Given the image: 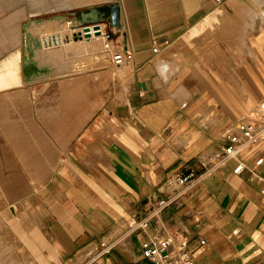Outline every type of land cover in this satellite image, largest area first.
<instances>
[{
    "label": "crops",
    "instance_id": "crops-1",
    "mask_svg": "<svg viewBox=\"0 0 264 264\" xmlns=\"http://www.w3.org/2000/svg\"><path fill=\"white\" fill-rule=\"evenodd\" d=\"M116 3L111 42L132 54L123 105L99 114L93 95L35 98L31 85L52 80L51 93L61 74L94 70L46 64L42 50V64L27 62L28 28L24 64H0V262L154 264L141 245L162 234L194 264H264V140L189 188L173 181L201 173L199 158L264 110V0ZM176 193L178 206L135 226Z\"/></svg>",
    "mask_w": 264,
    "mask_h": 264
},
{
    "label": "rangeland",
    "instance_id": "rangeland-1",
    "mask_svg": "<svg viewBox=\"0 0 264 264\" xmlns=\"http://www.w3.org/2000/svg\"><path fill=\"white\" fill-rule=\"evenodd\" d=\"M116 2L117 0L109 5L107 4L102 7L95 6L77 10L68 9V4H56V6H59V9L70 10L67 12H62L65 15V18L59 21L56 18H49V15H45L47 12H49L48 10L54 8L52 7L54 3L50 4L47 0H36L31 5L27 0H0V64H24L23 57L21 56V52L24 53L22 33L23 29L30 26L31 21L32 23L31 27L29 28V32L34 36H37L39 39H42L41 36H44L43 38H45L46 36H51L53 34L59 36L63 35L64 39L67 40L66 36L68 34L78 33L81 29L91 26L94 27L95 30L100 29V32H98L99 36H96V38H94L95 42H92L88 39L85 41L86 45H77L73 43L74 41H66V44L69 47L72 45L70 48H81L88 45V50H86L85 52L83 51L82 53L76 55L74 52H69L64 49L62 52L59 51V53H57L58 50H52L53 47L51 48V46H49V48H42L41 50L44 53L45 57L43 61L52 60L56 62V64L57 62L58 64H73V62L78 61L81 58L87 59L88 57H92L91 60H88V65L91 66L90 69L94 71L84 74L79 73L75 77L71 76V74L68 72L61 74L60 78L63 80V82L60 84L58 89L53 90V92L51 93L48 92V88L52 86V80L31 85L29 86V88L31 89L30 91L37 99L42 96L47 97L48 95H51L52 98L57 99H59L58 96L62 94H67L68 96L81 94L88 97L89 95H93L97 97V111L99 114H103L105 110L113 109L118 105H123V100H126L130 92V83L132 82V69L128 67V64L117 66L112 63V54L115 51L120 50L116 46V44L111 42L113 37L111 35L112 31L109 24V19L111 17L109 7L114 5L116 6ZM89 10L90 12H88ZM82 12H85L88 15L92 14L93 16L90 15V17H98L99 19L92 20L86 16V18H88V21L87 23L83 24L80 19ZM19 13L22 14L18 16ZM37 21H39V24L36 25L35 22ZM105 33L107 41L105 47H103L101 51V55H105L106 61L99 62L98 57H96L95 53L98 51L97 46L103 45L102 43L105 39ZM96 40L99 41L96 42ZM92 47H94V49ZM33 51L34 50L30 51L31 57ZM44 87H47V90L44 91ZM71 104L73 105V102H71ZM75 104L78 105L76 102ZM62 105L63 103L56 100L54 104H50V108L57 109L61 108ZM66 109L68 108L66 107ZM0 264L8 263L3 260L0 262Z\"/></svg>",
    "mask_w": 264,
    "mask_h": 264
},
{
    "label": "built area",
    "instance_id": "built-area-1",
    "mask_svg": "<svg viewBox=\"0 0 264 264\" xmlns=\"http://www.w3.org/2000/svg\"><path fill=\"white\" fill-rule=\"evenodd\" d=\"M153 53L158 52V48L152 49ZM132 60L131 52L126 50L117 51L112 54V62L119 66ZM264 140V110L259 111L254 115L247 116L243 121L238 123L237 131L227 137L228 145L221 152L210 156L200 157L199 163L202 167V172L197 173L191 171L186 176H179L173 181L183 189L189 188L196 184L204 177L211 169L222 162L229 159L238 158L239 152L243 148H248L253 144ZM242 148V149H241ZM264 157V156H263ZM245 170V165L239 162L235 173L240 174ZM180 193L172 194L167 198L157 200L156 206L145 218L136 223V227L146 228L149 224V217L156 218L157 215L170 205L179 204ZM142 256L154 264H194L192 255L186 250L183 244H180L176 249L172 247V240L168 236L158 234L154 241L145 242L141 245Z\"/></svg>",
    "mask_w": 264,
    "mask_h": 264
},
{
    "label": "bare ground",
    "instance_id": "bare-ground-1",
    "mask_svg": "<svg viewBox=\"0 0 264 264\" xmlns=\"http://www.w3.org/2000/svg\"><path fill=\"white\" fill-rule=\"evenodd\" d=\"M28 1V3L31 5V4H33V2L34 1H36V0H27ZM38 1H42V0H38ZM50 4H52V3H54L53 4V6L52 7H54L53 9H51V10H48L49 12H47L45 15H49V18H56V19H58L59 21L60 20H62V19H64L65 18V15L62 13V12H67V11H70V10H68V9H73V10H77V9H85V8H90V7H95V6H100V7H102V6H104V5H109V4H111V3H113V2H115L116 0H47ZM1 4V3H0ZM23 4V3H22ZM49 4V5H50ZM56 4H59V5H61V4H68L67 5V7H68V9L67 10H62V9H59V6H56ZM16 5V4H15ZM49 5H46V6H49ZM66 5H65V7H66ZM22 6V5H21ZM6 7V6H5ZM23 8V7H22ZM46 8H48V7H46ZM88 12H90V10L88 11ZM93 12V11H92ZM60 13H62V14H60ZM20 14H22V13H19L18 14V16L20 15ZM0 15H1V9H0ZM24 15V14H23ZM90 15H92V14H90ZM90 15H88L87 13H85V12H82V15H81V22H83V24H85V23H87V19L89 18V19H92L93 17H90ZM17 16V17H18ZM86 16L88 17V18H86ZM93 16V15H92ZM26 17V16H25ZM15 18H16V16H15ZM28 18V17H27ZM97 19H98V17H96ZM12 19V18H11ZM20 19H23V18H20ZM66 20V19H65ZM10 21V20H9ZM43 21V20H42ZM39 21H37V22H35V24L37 25V24H39L38 23ZM93 22V21H92ZM95 22V21H94ZM5 23V22H4ZM31 23H32V21L30 22V26L28 27V29H27V33H28V35L27 36H25L24 37V40L25 41H28V46H27V48H26V53H27V57H26V61L27 62H29L30 61V59H32V62L33 63H31V64H42V52H41V48H42V46H44V48L45 47H49V46H51V48H52V50H58L57 51V53H59V51L60 52H62L64 49L65 50H67V51H71V52H74L76 55L77 54H80V53H82L83 51L85 52L86 50H88L87 48H88V45L87 46H85V47H76V48H70L67 44H66V41H65V39H64V37H63V35L61 36H59V35H51V36H46L45 38H43L44 36H41L42 37V39L40 40L37 36H34L33 34H31L30 32H29V28L31 27ZM52 23V22H51ZM48 24V23H47ZM1 25V24H0ZM5 26V25H4ZM59 26V25H58ZM98 32H100V29H98V30H95L94 29V27H91V26H89V27H85V28H83V29H81L80 30V32H78V33H74L73 34V40H74V44H79V45H86L85 43V41L86 40H90V41H94L95 39L94 38H96V36H99V33ZM57 34V33H56ZM90 35V36H89ZM2 36V35H1ZM55 38V39H54ZM100 39V38H99ZM79 40V41H78ZM89 41V42H90ZM99 41V40H98ZM97 40H96V42H98ZM95 42V41H94ZM88 43V42H87ZM91 44V43H90ZM97 44V43H96ZM103 44V43H102ZM54 45H56V46H54ZM101 45V44H100ZM96 46V45H95ZM94 46V47H95ZM12 47V46H11ZM94 47H92L93 49H94ZM98 48H99V46H97ZM96 47V48H97ZM97 48V49H98ZM31 50H34L33 52H32V57H31V54H30V51ZM89 52H91V51H89ZM87 53V52H86ZM9 56V55H8ZM65 56V55H64ZM89 58V57H88ZM87 58V59H88ZM102 58V57H101ZM77 59H79V58H77ZM100 59V58H99ZM86 59L85 58H81V59H79L78 61H75V62H73V64L75 65V64H88V60L87 61H85ZM104 60H106V59H104ZM45 62H47L46 64H56V62H54V61H52V60H46ZM45 62H44V64H45ZM100 62V61H99ZM69 63V62H68ZM71 63V62H70ZM57 64H58V62H57ZM69 65V64H68ZM76 66V65H75ZM78 66H81V65H77V67ZM85 66V65H84ZM77 67H76V69H77ZM83 67V66H82ZM80 68V67H79ZM91 68V67H90ZM75 69V70H76ZM83 69V68H82ZM73 70V69H72ZM79 70V69H78ZM81 70V69H80ZM88 70H90V69H87V71ZM84 71H86V69L84 70ZM83 71V72H84ZM81 73H82V71H80ZM72 75V74H71Z\"/></svg>",
    "mask_w": 264,
    "mask_h": 264
},
{
    "label": "water",
    "instance_id": "water-1",
    "mask_svg": "<svg viewBox=\"0 0 264 264\" xmlns=\"http://www.w3.org/2000/svg\"><path fill=\"white\" fill-rule=\"evenodd\" d=\"M109 9H110V12H111V16L112 17H115L116 16V7H114V6H111V7H109ZM115 11V12H114ZM96 28V27H95Z\"/></svg>",
    "mask_w": 264,
    "mask_h": 264
}]
</instances>
